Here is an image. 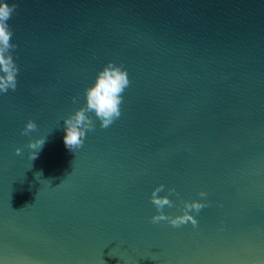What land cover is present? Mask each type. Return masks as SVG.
<instances>
[{
  "label": "water",
  "instance_id": "1",
  "mask_svg": "<svg viewBox=\"0 0 264 264\" xmlns=\"http://www.w3.org/2000/svg\"><path fill=\"white\" fill-rule=\"evenodd\" d=\"M8 2L0 264H264V0ZM108 61L131 81L121 116L70 151L63 119ZM158 184L167 215L207 203L195 227L151 222Z\"/></svg>",
  "mask_w": 264,
  "mask_h": 264
},
{
  "label": "clouds",
  "instance_id": "2",
  "mask_svg": "<svg viewBox=\"0 0 264 264\" xmlns=\"http://www.w3.org/2000/svg\"><path fill=\"white\" fill-rule=\"evenodd\" d=\"M16 9L17 4L15 2L0 0V93H7L9 90L15 91L17 88L19 69L13 58V50L17 45L11 42L13 31L8 23ZM130 83L127 70L112 61H108L97 71L94 82L83 91L84 104L63 119L65 126L63 142L67 149L75 151L83 145L86 131L90 132L95 128L93 117L99 121V127L102 129L110 127L120 118L121 106L124 103L123 94ZM72 100L75 103L76 97H73ZM36 128L37 125L32 120H28L21 130V134L27 136ZM45 139L29 140L26 146L32 150L29 152L31 160L37 158ZM14 151L16 155L21 154L20 148H16ZM165 191L168 195H160ZM169 195L178 196V193L174 188L165 189L163 184H158L151 190L149 200L156 209V214L150 218L151 222L166 221L175 228L191 223L195 227L197 220L190 213L198 215L201 209L207 207V203L204 200L181 201L182 207L179 208L181 214L171 216L163 211L165 207L174 206L173 201L168 198ZM198 196L204 198L207 193L201 191Z\"/></svg>",
  "mask_w": 264,
  "mask_h": 264
}]
</instances>
